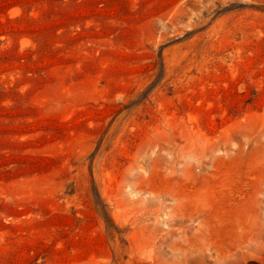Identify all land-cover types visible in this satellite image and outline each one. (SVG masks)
I'll list each match as a JSON object with an SVG mask.
<instances>
[{"label": "rangeland", "instance_id": "rangeland-1", "mask_svg": "<svg viewBox=\"0 0 264 264\" xmlns=\"http://www.w3.org/2000/svg\"><path fill=\"white\" fill-rule=\"evenodd\" d=\"M0 264H264V0H0Z\"/></svg>", "mask_w": 264, "mask_h": 264}]
</instances>
